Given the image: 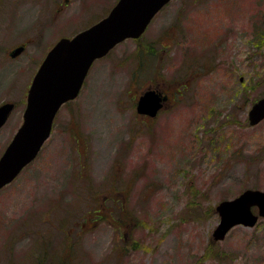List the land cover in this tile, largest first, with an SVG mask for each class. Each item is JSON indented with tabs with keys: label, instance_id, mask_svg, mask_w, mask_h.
Wrapping results in <instances>:
<instances>
[{
	"label": "rangeland",
	"instance_id": "obj_1",
	"mask_svg": "<svg viewBox=\"0 0 264 264\" xmlns=\"http://www.w3.org/2000/svg\"><path fill=\"white\" fill-rule=\"evenodd\" d=\"M118 0H1L0 155L47 52ZM18 45L26 50L9 58ZM32 163L0 189V264H264V219L212 240L215 205L264 191V0H172L92 65ZM171 100L152 119L149 89Z\"/></svg>",
	"mask_w": 264,
	"mask_h": 264
},
{
	"label": "water",
	"instance_id": "obj_2",
	"mask_svg": "<svg viewBox=\"0 0 264 264\" xmlns=\"http://www.w3.org/2000/svg\"><path fill=\"white\" fill-rule=\"evenodd\" d=\"M169 1L118 0L109 14L93 26L71 39L61 38L52 46L32 79L22 123L0 156V188L10 184L34 160L50 137L56 112L78 95L92 63L127 38L141 36ZM23 51L19 46L9 55L15 58ZM167 98L153 89L147 90L140 95L136 111L139 115L155 116ZM13 107L10 103L0 106V128ZM247 116L249 126L264 120V97L252 104ZM215 207L220 220L212 240L222 241L235 225L252 227L259 217L264 219V191L245 189L239 196L223 200ZM253 208L257 209L256 214Z\"/></svg>",
	"mask_w": 264,
	"mask_h": 264
},
{
	"label": "flooded vegetation",
	"instance_id": "obj_3",
	"mask_svg": "<svg viewBox=\"0 0 264 264\" xmlns=\"http://www.w3.org/2000/svg\"><path fill=\"white\" fill-rule=\"evenodd\" d=\"M1 1V0H0ZM169 97V95H167ZM171 100V98L169 97L168 101L166 102V104Z\"/></svg>",
	"mask_w": 264,
	"mask_h": 264
}]
</instances>
